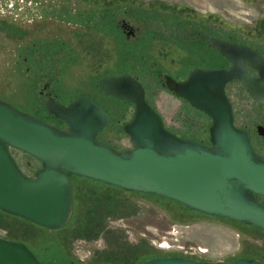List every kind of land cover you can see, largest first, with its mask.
<instances>
[{
    "label": "rangeland",
    "instance_id": "374dc122",
    "mask_svg": "<svg viewBox=\"0 0 264 264\" xmlns=\"http://www.w3.org/2000/svg\"><path fill=\"white\" fill-rule=\"evenodd\" d=\"M122 19L141 32L127 35ZM198 33L264 50V0H0V98L61 126L45 108V91L65 104L87 95L111 115L99 138L124 150L131 148L122 125L132 105L105 95L97 80L127 72L144 85L169 130L204 142L209 118L158 77L184 78L195 67L225 63ZM227 93L237 125L253 129L264 121V105L241 83H229ZM13 154L27 173L40 169L34 157ZM72 185L64 227L48 230L0 210V236L23 242L44 264H139L181 251L213 261H264V230L258 227L84 177L72 176Z\"/></svg>",
    "mask_w": 264,
    "mask_h": 264
},
{
    "label": "water",
    "instance_id": "95a60500",
    "mask_svg": "<svg viewBox=\"0 0 264 264\" xmlns=\"http://www.w3.org/2000/svg\"><path fill=\"white\" fill-rule=\"evenodd\" d=\"M210 43L229 67H197L179 80L164 74L162 82L172 95L209 117L207 143L169 130L146 99L144 85L127 72L97 80L105 95L132 105L131 118L122 125L131 148L124 150L99 138L111 115L87 95L66 104L48 97L45 108L63 127L0 98V210L48 230L60 229L73 207L72 176H79L166 197L204 214L264 230V156L253 149L249 132L235 125L225 91L227 83L239 80L251 98L264 103V53L216 37ZM13 150L34 157L40 169L27 173ZM0 264L44 263L23 242L0 236ZM139 264L264 261L248 256L213 261L167 254Z\"/></svg>",
    "mask_w": 264,
    "mask_h": 264
},
{
    "label": "flooded vegetation",
    "instance_id": "af4514ba",
    "mask_svg": "<svg viewBox=\"0 0 264 264\" xmlns=\"http://www.w3.org/2000/svg\"><path fill=\"white\" fill-rule=\"evenodd\" d=\"M120 23H121V26L123 27V28H125L126 29V34L127 35H131L132 37H135V36H137L136 34L137 33H140L141 32V30H140V28H139V26L138 25H133V24H130V22L128 23L127 21H125V20H121L120 21ZM193 33H191V35H192ZM198 36L201 38V40L203 41V43L205 42L206 43V45L211 49V51L214 53V54H216L217 55V57H219L220 59H222V60H224L225 61V63L223 64V65H221V66H207V67H200V68H205V69H207V68H210V69H215V68H227V67H229V62L226 60V58L224 57V56H222L217 50H215V49H213L212 48V46H211V43H210V38L211 37H216V38H219V39H223V40H226V41H230V42H234V43H238V44H244V43H241V42H238V41H236V40H230V39H224V38H222V37H220V36H217V35H204V34H202V33H198ZM244 45H247V46H249V47H251V48H253L254 50H257V51H260V52H262V53H264V50H261V49H259V48H256V47H253V46H251V45H248V44H244ZM195 68H197V67H195ZM194 69V68H193ZM192 70V69H191ZM250 72L251 73H253L254 75H257V72L254 70V69H251L250 68ZM189 73V72H188ZM165 74V73H164ZM164 74H161V73H158V77H160V81H161V85H162V82H163V75ZM171 76V75H170ZM173 77V76H172ZM186 77V76H185ZM184 77V78H185ZM173 78H175V77H173ZM175 79H183V78H175ZM231 82H239V83H241L242 85H243V83L242 82H240L239 80H233V81H230L229 83H231ZM229 83H227V85H226V88H225V91H226V94H227V96H228V93H227V86H228V84ZM244 86V85H243ZM162 87H164V86H162ZM165 88V87H164ZM245 88V87H244ZM246 91V90H245ZM49 96H53L54 98H55V96L54 95H52L51 94V91H45V103H46V100L48 99V97ZM249 96V95H248ZM250 97V96H249ZM228 98H229V96H228ZM56 99V98H55ZM253 99V98H252ZM57 100V99H56ZM229 100H230V98H229ZM254 100V99H253ZM57 101H59V100H57ZM258 105H264V103H259V102H257L256 100H254ZM61 102V101H60ZM230 102H231V100H230ZM63 103V102H62ZM65 104V103H64ZM232 104V103H231ZM232 109H233V106H232ZM33 114V113H32ZM49 114V113H48ZM50 115V114H49ZM233 115H234V111H233ZM50 116H52V115H50ZM207 116V115H206ZM53 117V116H52ZM208 117V116H207ZM54 118V117H53ZM209 118V117H208ZM42 119V118H41ZM55 119V118H54ZM42 120H44V119H42ZM58 120V119H57ZM44 121H46V120H44ZM58 121H60V123H61V126H58V127H63L64 126V123L61 121V120H58ZM209 121H210V119H209ZM46 122H48V123H51V122H49V121H46ZM234 123H235V116H234ZM52 124V123H51ZM209 124H210V122H209ZM235 125L236 126H238V127H240V128H242V129H245V130H247L248 132H249V134H250V141H251V145H252V147H253V149L258 153V154H260V155H262V156H264V121H262V122H260V123H256L255 124V126L253 127V129H251L250 127H248V126H246V125H237L236 123H235ZM209 127V126H208ZM207 131H208V128H207ZM204 142H208V140L207 141H204Z\"/></svg>",
    "mask_w": 264,
    "mask_h": 264
},
{
    "label": "built area",
    "instance_id": "2783aa9c",
    "mask_svg": "<svg viewBox=\"0 0 264 264\" xmlns=\"http://www.w3.org/2000/svg\"><path fill=\"white\" fill-rule=\"evenodd\" d=\"M177 255H183V256H187V257H192V258H196V259H202L200 257V254H196V253H193V252H189V251H181V252H178V253H175Z\"/></svg>",
    "mask_w": 264,
    "mask_h": 264
}]
</instances>
